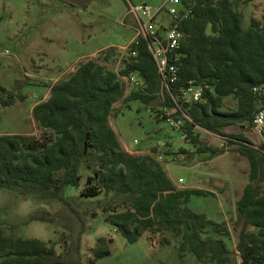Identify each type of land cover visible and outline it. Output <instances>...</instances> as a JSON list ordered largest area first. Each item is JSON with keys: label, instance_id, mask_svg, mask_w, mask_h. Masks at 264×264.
I'll return each mask as SVG.
<instances>
[{"label": "trees", "instance_id": "obj_1", "mask_svg": "<svg viewBox=\"0 0 264 264\" xmlns=\"http://www.w3.org/2000/svg\"><path fill=\"white\" fill-rule=\"evenodd\" d=\"M241 2L191 0L187 17L169 20L184 33L176 50L177 77L169 87L149 48L150 36H137L119 72L96 59L81 62L51 86L46 100L34 106L33 116L46 131L42 137L0 135V189L47 193L79 214L68 200L73 195L65 192L82 186L75 196L82 201L99 199L97 208L104 222L130 244L145 232L160 233L163 243L177 242L181 260L193 254L205 264H264V147L251 145L244 135V128H252L254 115L264 103V14L262 19L252 16L244 28ZM165 29L162 23L156 34L162 38ZM133 73L142 84L127 93L121 77ZM191 81L203 86L204 96L188 103L181 96ZM227 97H234L235 108L225 107ZM156 99L159 107L150 106ZM137 100L153 110L162 108L160 114L176 108L172 115L183 119L178 131L186 134L193 149L202 142L197 128L201 127L226 136L247 156L249 181L236 202L237 223H242L236 244L239 259L227 243L231 236L227 222L190 206L193 196H213L212 191L178 187L154 152L131 155L121 147L109 117L118 111L117 102L129 107ZM0 101L11 105L13 97L0 96ZM230 125L241 131L227 133ZM207 149L211 147L199 148ZM192 151L180 147L167 155H191ZM92 216H99L98 212ZM35 220L51 222L44 216ZM111 242L112 238L99 237L90 263L108 257ZM0 264L69 263L54 245L7 232L0 215Z\"/></svg>", "mask_w": 264, "mask_h": 264}, {"label": "rangeland", "instance_id": "obj_2", "mask_svg": "<svg viewBox=\"0 0 264 264\" xmlns=\"http://www.w3.org/2000/svg\"><path fill=\"white\" fill-rule=\"evenodd\" d=\"M165 1L0 0V96L13 97L11 105L0 101V135L42 137L46 131L34 118L33 108L50 96L51 86L91 58L119 72L131 43L139 35L137 15L141 14L145 19L144 13L131 12L132 6L148 5L156 10ZM241 1L240 9L245 14L243 27L247 28L252 16L262 19L264 0ZM154 20L168 23L170 18L164 13ZM17 79H23L27 84L18 89L15 85ZM121 79L127 93L135 89L130 76ZM225 101L226 108L236 107L234 97ZM115 107L118 111L110 115L109 124L128 154L154 152L178 187L200 186L213 191V196H193L190 206L214 220L227 222L231 230L227 243L239 259L236 244L242 223H237L236 202L249 181L247 156L224 136L204 130L201 131V144L193 149L182 141L178 127L167 121L172 115L165 111L164 117L160 116L162 108L153 110L138 100L132 101L129 107L119 101ZM226 129L229 133L241 131L237 125ZM244 130L250 135L251 127ZM222 142L225 145L221 146ZM180 144L193 150L191 155L185 154V158H180L184 153L178 157L176 154L167 155L169 151L177 152L182 147ZM203 147L216 151H200L199 148ZM180 176L185 179L184 183L178 182ZM81 188L65 192L68 197L73 195L68 200L79 214L47 193L0 189L3 227L9 233L40 238L54 245L57 253L69 264H92V248L99 237H105L106 241L113 239L109 244L111 254L94 264H205L198 262L193 254L181 260L177 242L163 243V234L160 233L145 232L136 243H128L104 222L101 210L97 208L99 199L82 201L76 197ZM92 212H98L99 216L93 217ZM41 216L51 222L35 220Z\"/></svg>", "mask_w": 264, "mask_h": 264}, {"label": "built area", "instance_id": "obj_3", "mask_svg": "<svg viewBox=\"0 0 264 264\" xmlns=\"http://www.w3.org/2000/svg\"><path fill=\"white\" fill-rule=\"evenodd\" d=\"M190 2L191 0H166L165 3H163L156 10H153L148 5L132 6L131 8V12L145 14V19L141 18V14L140 16L137 15L140 27L139 34L151 37L149 48L157 63L161 78L167 87H169L170 83H173L177 77L178 66L175 64V61L179 60V54L176 52V50L181 46L184 33L178 29L176 24H171L169 21L168 23H165L166 29L164 31L163 37L161 38L156 33L157 29L162 26V23H157L154 18L164 13L170 18V20L174 21L179 18L187 17L191 12V8L187 5ZM168 3H170V5L166 6ZM130 82L134 86H140L142 84L141 79L135 73L130 76ZM203 96V86L192 81L189 83V85L182 89L181 97L184 102H197L202 100ZM165 111L167 113L166 109ZM164 115L165 113L161 114L160 116L164 117ZM183 116L188 117L184 113ZM167 121L176 127H181L183 124V119L181 117L176 118L171 116L167 118ZM252 128L259 136V142L257 146L260 145L264 147V103L258 107L254 115ZM225 139L227 140V137H225ZM224 142L221 143V146L225 145ZM180 158H185V154H181ZM178 182L184 183L185 179L180 177Z\"/></svg>", "mask_w": 264, "mask_h": 264}, {"label": "crops", "instance_id": "obj_4", "mask_svg": "<svg viewBox=\"0 0 264 264\" xmlns=\"http://www.w3.org/2000/svg\"><path fill=\"white\" fill-rule=\"evenodd\" d=\"M227 98H229V97H227ZM226 98V99H227ZM225 99V100H226ZM167 110V113L169 112V114H173L175 111H176V108H171V109H166ZM173 116V115H172ZM173 117H175V116H173ZM229 127V126H228ZM227 127V128H228ZM178 128H180V127H178ZM178 128H176L177 130H178ZM198 128V130H200V131H202V130H204V132H206V133H213V132H211V131H209V130H206V129H203V128H201V127H197ZM227 133H229L228 131H227V129L225 130ZM250 135L249 134H247V133H244V135H246L250 140H252V143L254 142L256 145L255 146H257L258 145V142H259V136L257 135V133L255 132V130L253 129V128H251V130H250ZM213 134H216V133H213ZM181 135V139H182V141L183 142H186V143H188L187 142V140H186V134H183V133H181L180 134ZM224 137H226V136H224ZM188 144H190L191 146H192V144L191 143H188ZM179 145V144H178ZM182 147H184V148H187L186 146H184V145H182V144H180ZM188 149V148H187ZM192 156H193V154H192ZM170 177V176H169ZM181 177V176H180ZM172 180H173V182L174 183H176L175 182V180L172 178V177H170ZM248 182H246L245 183V185L247 184ZM190 187H198V188H201L200 186H190ZM245 187V186H244ZM209 190V189H208ZM211 191V190H210ZM213 192V191H212Z\"/></svg>", "mask_w": 264, "mask_h": 264}, {"label": "water", "instance_id": "obj_5", "mask_svg": "<svg viewBox=\"0 0 264 264\" xmlns=\"http://www.w3.org/2000/svg\"><path fill=\"white\" fill-rule=\"evenodd\" d=\"M27 84V82L25 81V80H23V79H17L16 81H15V85H16V87L19 89V88H22L24 85H26ZM150 105L151 106H158L159 105V99H156L155 101H151L150 102Z\"/></svg>", "mask_w": 264, "mask_h": 264}]
</instances>
